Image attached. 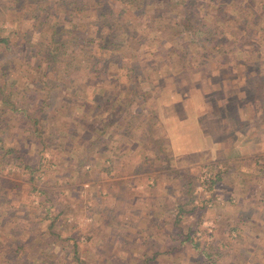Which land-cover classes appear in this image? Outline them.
Returning <instances> with one entry per match:
<instances>
[{"label":"rangeland","instance_id":"rangeland-1","mask_svg":"<svg viewBox=\"0 0 264 264\" xmlns=\"http://www.w3.org/2000/svg\"><path fill=\"white\" fill-rule=\"evenodd\" d=\"M44 1L0 0V86L43 109L0 96L35 168L0 156V264H264V0Z\"/></svg>","mask_w":264,"mask_h":264},{"label":"trees","instance_id":"trees-1","mask_svg":"<svg viewBox=\"0 0 264 264\" xmlns=\"http://www.w3.org/2000/svg\"><path fill=\"white\" fill-rule=\"evenodd\" d=\"M31 1L35 2L37 5H41L46 2L44 0H31ZM79 1L83 3V0H79ZM75 3L77 7H81V5L78 4L77 1H75ZM190 10L191 9H189L188 16L186 18L185 23L188 25H191V27H193L194 30L197 29V31H199L200 29L203 28L202 27L203 25L198 24L199 22H197L195 14L193 12L191 13ZM1 36L2 34H1V29H0V46L2 45L7 46L8 45L7 40L2 38ZM208 36H211V35H208ZM59 44H61V41L54 39L51 42L50 46H45L43 43L38 45L39 54L41 55L43 62L49 64V66H52L54 68L60 62H64L65 64H67L68 67L72 66L71 65L72 59L70 60L67 57L66 51ZM4 70L9 71V72L11 71V69H9L7 66L4 67ZM14 91H18V89L14 88ZM14 91L9 90L7 86H0V96L2 99V104L6 106L7 108H9L12 113L23 114V116L29 120L30 129L34 130L33 132L36 134L37 138H40V134H41L42 127H43V122H42L43 109L39 108L35 112H31L30 110L19 107L18 105L19 102L16 103L12 99L14 95ZM0 156H1V161L5 164V166H19L20 168L29 170V172H33V170H35L33 166H29L26 164L27 163L26 159L21 155V152L17 149H14V147L6 146V147L1 148ZM201 254L205 255V252ZM155 260H156V257H154V259L149 258L146 261V264H152V262ZM29 262L30 264H35L34 262H31V261Z\"/></svg>","mask_w":264,"mask_h":264}]
</instances>
